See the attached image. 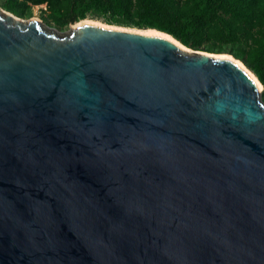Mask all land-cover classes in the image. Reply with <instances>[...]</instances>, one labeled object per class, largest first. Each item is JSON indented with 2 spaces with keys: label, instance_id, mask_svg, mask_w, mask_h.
Listing matches in <instances>:
<instances>
[{
  "label": "water",
  "instance_id": "obj_1",
  "mask_svg": "<svg viewBox=\"0 0 264 264\" xmlns=\"http://www.w3.org/2000/svg\"><path fill=\"white\" fill-rule=\"evenodd\" d=\"M236 61L0 10V264H264V103Z\"/></svg>",
  "mask_w": 264,
  "mask_h": 264
},
{
  "label": "rangeland",
  "instance_id": "obj_2",
  "mask_svg": "<svg viewBox=\"0 0 264 264\" xmlns=\"http://www.w3.org/2000/svg\"><path fill=\"white\" fill-rule=\"evenodd\" d=\"M0 0V10L23 21L36 19L57 32L80 20L131 30L151 29L177 40L191 51L226 54L239 61L259 81L252 67L264 72V0ZM261 100L264 103V84Z\"/></svg>",
  "mask_w": 264,
  "mask_h": 264
},
{
  "label": "bare ground",
  "instance_id": "obj_3",
  "mask_svg": "<svg viewBox=\"0 0 264 264\" xmlns=\"http://www.w3.org/2000/svg\"><path fill=\"white\" fill-rule=\"evenodd\" d=\"M84 25H91V26H96V27H100V28L123 29V28H118V27H110V26H107V25H103V24H101L99 22H94V21L85 19V20H80V21L76 22L74 25H72L70 27V30L74 29L76 27L84 26ZM123 30H131V29H123ZM132 31H139V32H143V33H153L154 32V30H151V29H145V30H137L136 29V30H132ZM218 57H226V58L231 59V57L229 55H226V54H219ZM236 62H237V64H239L251 76V78L258 85V88L261 91L262 90V85L259 83V81L256 79V77L251 72H249L239 61H236Z\"/></svg>",
  "mask_w": 264,
  "mask_h": 264
},
{
  "label": "trees",
  "instance_id": "obj_4",
  "mask_svg": "<svg viewBox=\"0 0 264 264\" xmlns=\"http://www.w3.org/2000/svg\"><path fill=\"white\" fill-rule=\"evenodd\" d=\"M216 1L217 0H206V5H207V7H212L213 5H215L216 4ZM118 2V4H123V1L122 0H116V3ZM157 2H159V0H148L147 1V4H155V3H157ZM173 34H174V36H175V38L177 39V40H181V41H183V42H187V40L184 38V36H182L181 34H177V33H175V32H173ZM252 70H253V72L258 76V79H259V81L262 83V84H264V72H263V70H262V66H259V65H256V66H253L252 67Z\"/></svg>",
  "mask_w": 264,
  "mask_h": 264
}]
</instances>
